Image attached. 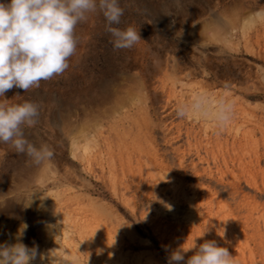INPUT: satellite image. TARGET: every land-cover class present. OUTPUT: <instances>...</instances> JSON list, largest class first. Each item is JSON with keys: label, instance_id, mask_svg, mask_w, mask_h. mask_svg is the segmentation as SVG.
I'll return each instance as SVG.
<instances>
[{"label": "rangeland", "instance_id": "374dc122", "mask_svg": "<svg viewBox=\"0 0 264 264\" xmlns=\"http://www.w3.org/2000/svg\"><path fill=\"white\" fill-rule=\"evenodd\" d=\"M119 3L124 15L113 26L140 31L136 45L114 50L103 14H90L76 27L77 52L63 75L0 97L39 105L38 123L25 133L53 151L36 163L0 143V225L18 229L14 244L36 249L31 264H167L172 251L205 241L228 248L234 264L250 263L237 236L217 235L223 225L214 213L250 200L259 204L255 217L264 211V20L255 16L246 34L241 27L264 0ZM195 95L216 96L218 114L197 117L189 110ZM243 105L258 124L241 121ZM197 152L209 177L188 173L179 183L178 162L197 161ZM149 159L163 162L143 176L157 195L135 197L125 190L129 169ZM230 186L240 187L235 198ZM190 198L209 227L187 220ZM42 229L50 234L44 244Z\"/></svg>", "mask_w": 264, "mask_h": 264}, {"label": "clouds", "instance_id": "9594fccd", "mask_svg": "<svg viewBox=\"0 0 264 264\" xmlns=\"http://www.w3.org/2000/svg\"><path fill=\"white\" fill-rule=\"evenodd\" d=\"M100 12L106 21L114 50L130 49L142 38L140 31L129 25H119L124 9L119 0H11L0 3V97L11 89L28 92L39 88L41 81L63 75L69 60L77 52L78 24L87 22L89 15ZM256 18L264 20V10ZM182 115L183 113H178ZM39 105L31 101L8 105L0 103V143L9 144L17 154L26 155L39 163L51 158L47 145L37 147L26 136L25 128L38 123ZM195 250L185 259V253ZM36 249L23 243L0 245V264H31ZM234 264L228 248L215 241L198 246L180 247L172 251L167 264Z\"/></svg>", "mask_w": 264, "mask_h": 264}, {"label": "bare ground", "instance_id": "6f19581e", "mask_svg": "<svg viewBox=\"0 0 264 264\" xmlns=\"http://www.w3.org/2000/svg\"><path fill=\"white\" fill-rule=\"evenodd\" d=\"M255 16L256 15L250 16L246 21H244L242 23L241 27L243 29L244 34L247 33V29L251 28L255 24V20H256ZM223 20H225V19H223ZM221 23L224 25L226 24L225 21H222ZM210 96H212L213 101L206 99L207 97H205V95L204 96L203 95H195L196 98L190 100V102H189V104H190L189 110L191 111V109L194 108L196 111L197 117L206 116L207 118H210L211 116L217 115L218 114L217 109H214L213 104H211L213 102L218 103L216 101L217 97L214 95H210ZM256 108H258V107H256ZM240 110H241L240 113H241L242 117L245 118V119H241V121H245L246 123L248 121H254L255 124L259 123L258 117L252 116L249 113L248 106L243 105V109L241 106ZM253 110L254 109H252V111ZM249 114L252 117L251 119H248ZM196 120L198 121L199 118H197ZM245 122H242L241 124H245ZM247 131L249 132V130H247ZM196 158H197V161L194 158L189 163H186L184 159H182L180 162H178L176 169L174 168L176 174L174 177L173 176L172 177L174 179L180 177L181 179H179L180 180L179 183H181L183 181L182 180L183 177H185V175L188 173H191L193 177L200 178V179H204L205 177H209V173H208V169H207L208 167L207 168L200 167V163L203 162V157L199 154V152L196 153ZM162 164H163L162 161L161 162L156 161V162L152 163L149 159V160H147L145 167H143V168H141V166L139 164L134 165V166L130 165L131 169H129V172H130L129 178H130L132 184L129 183V184L125 185V190L127 192L131 191L135 197L138 196L140 194V192H143L144 197H146V198L151 197V195H153V194L157 195V189L158 188L156 187V185L153 186V184L148 183V181H147V184H146L147 186H144L143 176L145 177V175H146V177L149 179L157 167L162 168ZM126 172L127 171H125L124 173L127 174ZM179 187H180V193L185 194L184 189L186 186L182 183V184H179ZM239 189H240V187H239ZM239 189L234 188L233 186H230V189H228L226 192H227L228 196L233 195L232 197L235 198V194L239 193ZM162 191H165V189H163ZM193 197H195V194ZM189 200H190L189 201L190 214L187 215V220L190 219L191 222H195V220L198 222L203 221L204 224L209 227L211 225V223L207 221L204 214H201V215H199V217L196 218V216L194 214L196 213V209L198 208V206L194 205V199L193 198H190ZM240 202H239L240 209H238V210H233V208H231L225 204H222L220 206L218 205L216 211L214 210L215 216L217 218L221 219V221H222L221 224L223 225V228H219L217 230V235L220 236V238H222L221 240H224V242H227L226 236H225L227 234H230L234 238L237 236V238H238L237 242L239 243L240 248L243 247L242 249H244V248L249 249L250 254H251L250 263L245 262L243 264H264V233L261 230L259 222H258L259 221L258 219H261L264 221V211L260 212L258 217H255L256 211L254 212V210L259 206L258 202L254 201V200H250L246 203L243 201L241 203ZM174 214H176V213H174ZM17 235H18V229H16L15 227H12L10 225L6 226L4 224L0 225V245H2V244L13 245L15 243V239L17 238ZM38 238L41 241V243L44 244V243H47L48 239L50 238V234L46 230L42 229L38 232ZM256 256L258 257V259L255 258Z\"/></svg>", "mask_w": 264, "mask_h": 264}]
</instances>
